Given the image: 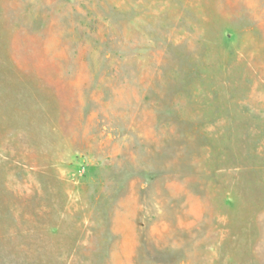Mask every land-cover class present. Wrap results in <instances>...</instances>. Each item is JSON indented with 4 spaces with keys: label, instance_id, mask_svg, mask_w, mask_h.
<instances>
[{
    "label": "rangeland",
    "instance_id": "obj_1",
    "mask_svg": "<svg viewBox=\"0 0 264 264\" xmlns=\"http://www.w3.org/2000/svg\"><path fill=\"white\" fill-rule=\"evenodd\" d=\"M0 264H264V0H0Z\"/></svg>",
    "mask_w": 264,
    "mask_h": 264
}]
</instances>
